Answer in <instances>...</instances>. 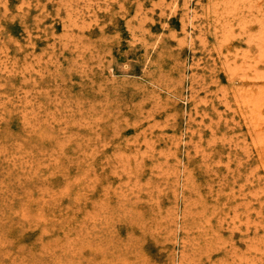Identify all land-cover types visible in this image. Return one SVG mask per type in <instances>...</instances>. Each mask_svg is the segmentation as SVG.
I'll return each instance as SVG.
<instances>
[{
  "label": "rangeland",
  "instance_id": "374dc122",
  "mask_svg": "<svg viewBox=\"0 0 264 264\" xmlns=\"http://www.w3.org/2000/svg\"><path fill=\"white\" fill-rule=\"evenodd\" d=\"M0 264H264V0H0Z\"/></svg>",
  "mask_w": 264,
  "mask_h": 264
}]
</instances>
